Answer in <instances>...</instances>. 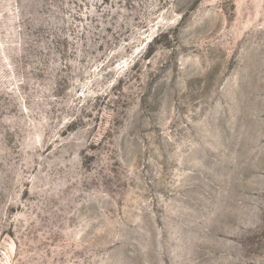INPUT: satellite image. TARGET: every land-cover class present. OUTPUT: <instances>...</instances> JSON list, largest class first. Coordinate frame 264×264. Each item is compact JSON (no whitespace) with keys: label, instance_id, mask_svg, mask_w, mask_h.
<instances>
[{"label":"rangeland","instance_id":"rangeland-1","mask_svg":"<svg viewBox=\"0 0 264 264\" xmlns=\"http://www.w3.org/2000/svg\"><path fill=\"white\" fill-rule=\"evenodd\" d=\"M0 264H264V0H0Z\"/></svg>","mask_w":264,"mask_h":264}]
</instances>
